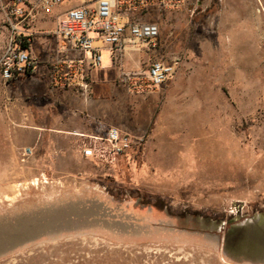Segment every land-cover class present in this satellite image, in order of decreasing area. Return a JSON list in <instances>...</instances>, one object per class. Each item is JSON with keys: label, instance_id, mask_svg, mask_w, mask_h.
Returning <instances> with one entry per match:
<instances>
[{"label": "rangeland", "instance_id": "374dc122", "mask_svg": "<svg viewBox=\"0 0 264 264\" xmlns=\"http://www.w3.org/2000/svg\"><path fill=\"white\" fill-rule=\"evenodd\" d=\"M75 6L61 3L36 30H53L48 21ZM145 22L160 25L165 51L181 65L159 91L136 95L118 82L138 69L132 57L112 68L102 52L97 72L114 77L118 91L104 122L137 143L113 165L82 157L79 135L58 159L50 131L27 132L34 123L13 119V83L0 76V264H264V248L226 249L233 230L264 227L247 225L264 217V0H187ZM41 39L33 44L39 60ZM140 59L147 69L149 56ZM41 212L37 224L62 217L64 228L21 242L7 232Z\"/></svg>", "mask_w": 264, "mask_h": 264}, {"label": "built area", "instance_id": "2783aa9c", "mask_svg": "<svg viewBox=\"0 0 264 264\" xmlns=\"http://www.w3.org/2000/svg\"><path fill=\"white\" fill-rule=\"evenodd\" d=\"M73 0H4L1 9L7 38L0 55V76L8 84L31 78L37 59L32 49L42 20L54 17L61 3ZM72 7L57 16L58 24L46 33L55 41L54 56L49 61L48 76L53 90H70L89 96L91 72L102 67V52L107 50L112 65L119 63L127 50L149 54L147 69L122 72L119 85L131 94L149 95L171 81L179 69V57H159L161 27L145 22L146 16L181 11L187 0H74ZM44 18V19H42ZM81 145V155L102 164L113 165L137 144L134 137L115 126L102 123ZM30 149L25 150L28 155Z\"/></svg>", "mask_w": 264, "mask_h": 264}, {"label": "crops", "instance_id": "0c3cea01", "mask_svg": "<svg viewBox=\"0 0 264 264\" xmlns=\"http://www.w3.org/2000/svg\"><path fill=\"white\" fill-rule=\"evenodd\" d=\"M28 1L36 2V0ZM78 4L76 2L77 6H79ZM60 11L59 15L65 13L62 8ZM169 18H172V15ZM48 22L47 27L55 28L58 24L57 17ZM47 32L37 31L34 38V40L42 38L41 40L45 41V45H39L43 49L41 60L35 54L34 41L32 44L37 59L36 73L31 78H22L12 82L13 94L10 112L14 120H28L30 124L34 123V125H30L32 127L26 130L27 132L50 131L52 146L54 145L55 151L58 153V159L63 160L68 155V150L73 149L74 136L94 134L100 123L111 126L106 125L104 121L107 117L112 119L113 99L118 91L113 81L114 77L107 79L106 76L104 77L97 72L103 66L91 72L92 90L89 96L84 97L70 90H53L49 82L48 68L49 61L54 56L55 41L46 35ZM165 48L166 45L163 43L161 33L160 48L154 55L172 57V54L165 51ZM103 51L108 54L107 50ZM147 55L149 56V54ZM130 56L133 60L127 62V57ZM123 58V63L125 61L128 65L141 69L139 66L141 53L135 50H127ZM109 64L112 68L115 67L111 64L110 59ZM168 95L172 97V91ZM36 118L37 120H35Z\"/></svg>", "mask_w": 264, "mask_h": 264}, {"label": "bare ground", "instance_id": "6f19581e", "mask_svg": "<svg viewBox=\"0 0 264 264\" xmlns=\"http://www.w3.org/2000/svg\"><path fill=\"white\" fill-rule=\"evenodd\" d=\"M247 12V11H246ZM261 17V16H260ZM263 18V17H262ZM262 29H264V24H262ZM40 182L38 180L34 181V183L32 185H38L39 186ZM46 184V183H45ZM80 201V200H79ZM95 205V204H94ZM51 208V207H50ZM101 208V206L99 207ZM91 210V209H90ZM85 211V210H84ZM90 212V211H89ZM54 213V212H53ZM91 213V212H90ZM89 213V214H90ZM81 214H82V211H81ZM87 214V212H86ZM88 214V215H89ZM92 214V213H91ZM62 215V213H61ZM84 215V214H82ZM82 215H81V218L80 219H83L82 218ZM57 216V215H56ZM74 216H76L74 214ZM91 216V215H90ZM45 217V216H44ZM48 218H51L52 221L54 220V216L53 215H50L48 214L47 216ZM58 218V217H57ZM43 219V213H37V214H31L29 213L27 216H20L18 219H17V224L16 225H13V223H11L9 226H7L8 228H11V231H7L9 233L12 232V234H16L15 236V240L16 242H21L23 240H25L26 238H29L30 236L32 235H35L37 233H43V231L45 232L46 230L49 229V231H55V230H59L60 228H64L63 225H65V223H62V217L58 218V219H55L54 221L57 222V225L56 226H53L52 224H49L46 226H43L41 223L37 224V222L39 221H42ZM77 219V217H76ZM85 219V218H84ZM257 221L258 222H262L264 223V217L262 216H258L257 218ZM68 220V219H66ZM61 221V222H60ZM23 222V223H22ZM51 222V221H50ZM56 222H54L56 224ZM65 222V221H64ZM71 222V220L69 221ZM73 222V221H72ZM34 223V224H33ZM53 223V222H52ZM68 222H66L67 224ZM75 223V222H74ZM96 224V223H95ZM74 225V224H73ZM71 226V224H70ZM2 230V229H1ZM1 233V232H0ZM6 234V233H5ZM45 234V233H43ZM1 240V239H0ZM17 244V243H15Z\"/></svg>", "mask_w": 264, "mask_h": 264}, {"label": "flooded vegetation", "instance_id": "af4514ba", "mask_svg": "<svg viewBox=\"0 0 264 264\" xmlns=\"http://www.w3.org/2000/svg\"><path fill=\"white\" fill-rule=\"evenodd\" d=\"M264 248V227L240 226L226 238V249L232 252H260Z\"/></svg>", "mask_w": 264, "mask_h": 264}, {"label": "water", "instance_id": "95a60500", "mask_svg": "<svg viewBox=\"0 0 264 264\" xmlns=\"http://www.w3.org/2000/svg\"><path fill=\"white\" fill-rule=\"evenodd\" d=\"M250 224H258V221L257 219L253 220V221H250L247 223V225H250Z\"/></svg>", "mask_w": 264, "mask_h": 264}]
</instances>
